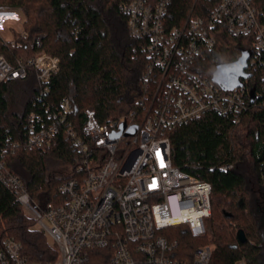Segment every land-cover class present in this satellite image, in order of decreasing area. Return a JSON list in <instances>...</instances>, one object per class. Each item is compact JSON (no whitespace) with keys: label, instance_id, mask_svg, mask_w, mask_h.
<instances>
[{"label":"built area","instance_id":"2783aa9c","mask_svg":"<svg viewBox=\"0 0 264 264\" xmlns=\"http://www.w3.org/2000/svg\"><path fill=\"white\" fill-rule=\"evenodd\" d=\"M174 4L132 0L121 6L137 50L149 60L142 76L141 121L134 111L102 124L93 109L80 120L70 98L53 106L34 103L38 109L28 114L22 143L15 145L35 149L68 141L78 149L81 164L59 185L65 200L34 202L7 165L9 142L0 141V183L58 246V260L48 264H210L211 246L197 248L190 258L163 234L186 227L205 235L212 213L211 184L173 165L169 132L210 114L239 125L252 108L264 109V12L256 0H193L181 13ZM5 14L0 11V32ZM225 36L242 38L240 49L251 53L245 70L250 77L233 90L214 81ZM42 37L35 38L38 45ZM60 62L45 51L16 65L0 55V83L25 80L34 68L43 101ZM134 126L136 133L127 135ZM233 167L224 164L220 170ZM22 251L20 242L8 238L0 264H31Z\"/></svg>","mask_w":264,"mask_h":264},{"label":"trees","instance_id":"16d2710c","mask_svg":"<svg viewBox=\"0 0 264 264\" xmlns=\"http://www.w3.org/2000/svg\"><path fill=\"white\" fill-rule=\"evenodd\" d=\"M132 0H0V9L21 11L24 35L14 42L0 36V55L16 65L28 62L45 51L61 59L50 92L41 101L37 70L28 68L25 80L0 83V141L9 142L8 167L24 182L34 202L44 206L65 200L59 185L72 176L82 162L78 149L68 141L54 146L29 149L22 143L25 121L38 109L34 103L52 106L70 98L76 117L83 119L93 109L102 124L120 121L131 112L143 117V74L149 60L137 50L127 15L121 6ZM264 12V0H256ZM193 0H175L179 13ZM42 34L41 45L35 38ZM218 55L232 63L247 50L242 38L224 37ZM173 165L212 186V213L208 232L194 238L186 227L174 228L171 240L179 251L192 257L201 246L213 248L210 264H264V109L252 108L235 125L232 119L216 114L179 126L169 132ZM64 171L51 172L50 164ZM232 164L223 172L220 166ZM248 241L240 243L238 230ZM8 238L23 246L31 264H48L59 258L56 244L37 228L36 221L0 183V249Z\"/></svg>","mask_w":264,"mask_h":264},{"label":"water","instance_id":"95a60500","mask_svg":"<svg viewBox=\"0 0 264 264\" xmlns=\"http://www.w3.org/2000/svg\"><path fill=\"white\" fill-rule=\"evenodd\" d=\"M250 56L251 53L249 51H244L238 60L232 63L220 64L214 73V81L218 83L224 90H233L236 87L241 86V78L247 79L250 77V75L245 72ZM253 101L254 95L252 96V102ZM124 127L125 124L122 125V128ZM136 131L137 126H134L127 135H134ZM237 238L240 243H246L248 241L247 235L242 229L238 230Z\"/></svg>","mask_w":264,"mask_h":264},{"label":"rangeland","instance_id":"374dc122","mask_svg":"<svg viewBox=\"0 0 264 264\" xmlns=\"http://www.w3.org/2000/svg\"><path fill=\"white\" fill-rule=\"evenodd\" d=\"M0 11L6 13L5 19H4V27L0 32V36L6 41L14 42L18 38H20L22 35H24L25 16L21 11H9V10L3 9V8L0 9ZM50 167H51V172H53V171H58V172L64 171V168L62 167V165L51 163ZM27 213L29 216H31V214L28 211H27ZM173 213L174 214L178 213L177 208H175V207L173 208ZM205 223H206V229H207L206 234L208 235L209 234V232H208L209 218L206 219ZM37 228L40 229V226L38 224H37ZM173 232H174V229H169V230H165L163 232V234H166L167 236L172 237ZM46 235H47V239H48L49 243L55 244L53 239L48 234H46ZM193 236H195L194 238H196V239H200L204 235H199V236L193 235Z\"/></svg>","mask_w":264,"mask_h":264}]
</instances>
